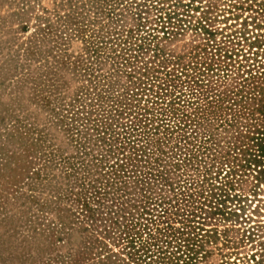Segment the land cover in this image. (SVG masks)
Here are the masks:
<instances>
[{
    "label": "trees",
    "instance_id": "1",
    "mask_svg": "<svg viewBox=\"0 0 264 264\" xmlns=\"http://www.w3.org/2000/svg\"><path fill=\"white\" fill-rule=\"evenodd\" d=\"M235 1L230 8L257 7L255 26L264 27V2ZM15 9L9 19L21 22L18 31L24 36L16 44L10 34L7 42L13 43L4 63L7 76L21 75L17 85L14 82L20 96L13 101L15 109H6L5 115L15 119L21 101L46 113L53 134L43 126L36 129L39 121L28 113L24 120L36 122H26L23 130L39 137L35 139L39 153L49 137L48 152L39 155H47L48 164L59 156L65 165L71 186L64 196L77 206L71 216L80 215L86 225L87 260L196 264L205 244L215 245L216 238L229 234V228L205 230L200 221L230 216L221 207L228 197L225 190L213 206L206 199L203 187L213 167L231 164V171L243 176L255 170L256 181H264V62H255L256 70H250L243 65L250 56L242 54L239 60L240 50L212 43L208 13L194 23L178 16L172 22L171 14L155 8L154 20L163 37L170 26L178 31L171 38L198 31L207 39L186 54L172 56L181 70L178 76L162 66L150 75L146 66L134 69V60L139 59L135 51L147 52L150 43L156 56L163 50L154 33L146 35L148 45L144 39L134 43V15L137 28L145 27L140 14H134V0H19ZM10 23L5 21L1 29L10 31ZM244 36L249 50L257 48V53H248L253 61L258 50L264 59V35L253 41ZM171 77L185 84L186 104L167 92ZM15 122L22 124L18 118ZM60 139L71 157L62 158L63 149L51 144ZM46 165L33 175L49 185L43 175ZM225 187L233 189L228 182Z\"/></svg>",
    "mask_w": 264,
    "mask_h": 264
},
{
    "label": "rangeland",
    "instance_id": "2",
    "mask_svg": "<svg viewBox=\"0 0 264 264\" xmlns=\"http://www.w3.org/2000/svg\"><path fill=\"white\" fill-rule=\"evenodd\" d=\"M256 1L264 2V0ZM235 2V0H134V14L139 13L142 23H145L142 30L137 28L136 25L139 22L134 15V43L139 45L138 40L144 39L143 44L148 45L146 35L154 33L159 36V40L154 41L159 42L158 48L163 50V53L156 56L152 46L154 43H150L149 47L145 46L148 51L142 54L136 50L139 59L134 60V69L137 66L142 68L146 66L148 69L151 68L148 72L152 75L153 69L162 66L172 75L178 76L177 71L181 70L172 56L186 54L191 47L199 43L205 44L203 39L207 38L198 31L197 33L181 32L180 36L171 38L178 31L170 26H166L168 29L164 30L168 33L165 35L167 38L163 37L157 27L158 20H154L156 10L161 8L164 13L166 11L171 14L172 22L178 16L184 21L194 23L208 13L206 16L213 21L207 23L210 26V32L214 35L212 43L222 42L226 44L227 50H235V52L240 50L242 53H239V60L242 54L246 57L250 56V60L246 64L243 62V65L248 66L250 70H256L255 62H264L263 52L258 50L257 59L253 61L255 58L248 53H257V48L249 50L247 43L243 40V34L245 33L246 39L250 38L253 41L256 35H264V27L258 29L255 26L258 21L255 13L257 7L252 11L246 10V5H243L244 9L230 8ZM213 5L216 9L211 8ZM15 7H19V0H12L10 5H7L5 0H0V264H85L86 262L90 264V260L86 258V248L90 241L89 234L85 230L86 225L82 224L83 219L80 215H75L77 219L71 216L73 211L76 214L77 206L70 203L64 196L68 193V187L71 186L66 177L64 164L57 156L54 157V161H51V166L47 163L49 160L47 155L44 157L39 155L48 152L49 137L45 138V150L39 153L41 148L35 141L39 137L36 134L26 135L23 130L26 122H36L34 119L24 120L28 113L30 116L37 117L39 122L36 129L42 130L43 126L46 130L49 129L47 133L53 134L51 125L46 120V113L30 102L21 101L20 108L18 107L17 113L14 114L15 119H7L5 115L6 109H15L12 106L13 101L20 96V92L14 88V82L17 85L21 75L17 73L14 78L7 76L4 63L8 46L13 43V41L7 42L10 34L14 36L16 44H19L24 36L18 31L21 22L14 17L9 19V15L16 12ZM163 14H161L162 17L166 19L167 16ZM5 21H11L8 25L11 32L1 29V24L3 25ZM245 24L247 28H244ZM187 25L185 23V26ZM212 43L210 42V45ZM236 59L234 56V60ZM158 76L164 78L161 72ZM168 81L170 89L167 92L180 97L181 105L186 104L184 100H188L189 92L184 88L185 84H181V81L172 77ZM24 91L28 92L26 89ZM71 92L72 90L67 96ZM181 92L185 93L184 96L183 94L178 96ZM166 96V99H169L168 93ZM16 118L22 124H17ZM134 124H137L136 121ZM60 141L57 140L51 144L63 149L60 153L62 158L71 157L72 152L65 146V141L62 142V139ZM223 148L224 151L226 147ZM218 151L222 152L219 149ZM166 152L169 151L166 150ZM43 165L49 167L43 172V175L50 180L49 185L33 175L37 170L41 171ZM230 167L231 164L229 166L216 164L213 167L211 179L204 183L203 187L206 191V199L212 202L211 206L219 202L218 196L223 194V190L226 191L228 197L225 198L221 207L230 216L225 217V220L220 216H212L205 221L200 219L205 225V230L217 227V231L220 232L229 228L228 237L216 238L215 245L212 246L205 244L198 255L203 257H199L196 264H255L257 261H264V181L260 179L257 182L258 175L254 169L253 172L248 171L243 176L241 171L232 172ZM226 182L233 185V189L227 190ZM212 194L214 198H208ZM209 210L207 207V211ZM81 226H85L84 230Z\"/></svg>",
    "mask_w": 264,
    "mask_h": 264
}]
</instances>
